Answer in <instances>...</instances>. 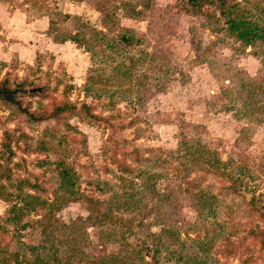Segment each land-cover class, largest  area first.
<instances>
[{
    "label": "rangeland",
    "instance_id": "1",
    "mask_svg": "<svg viewBox=\"0 0 264 264\" xmlns=\"http://www.w3.org/2000/svg\"><path fill=\"white\" fill-rule=\"evenodd\" d=\"M227 5L264 29V0H0V89L25 80L0 92V264H264V43ZM14 10L46 20L33 56Z\"/></svg>",
    "mask_w": 264,
    "mask_h": 264
},
{
    "label": "trees",
    "instance_id": "2",
    "mask_svg": "<svg viewBox=\"0 0 264 264\" xmlns=\"http://www.w3.org/2000/svg\"><path fill=\"white\" fill-rule=\"evenodd\" d=\"M224 15H225L226 29L233 32L236 38L240 40L242 43L246 45H250L251 43H254L256 40H260L261 42L264 43V29L256 21L250 18H246L245 16H242L240 14L239 7L235 6L233 8L227 5L224 10ZM65 38L72 40L73 42H75L77 45L80 46H82L83 43H86L88 45L87 41L84 42L80 38V34L78 32H75L68 36L65 35L62 37V39ZM120 38L122 41H125L126 43L132 41V39L125 34H122ZM62 39H58V40L62 41ZM217 160H219V158H217ZM58 173L60 176L59 177L60 185H63L64 187L67 188L68 185H70L71 180L73 178L72 174L69 172V169H67L66 166H60ZM102 183L104 185L100 186V188H98L99 190H102L105 185H108V182L103 181ZM152 191H156V189L153 188ZM19 200L22 202V204L18 203V208L22 209V207L26 208L28 206L29 202L26 198H20ZM98 201L100 202V199H96V202ZM121 202L122 203L128 202V199L125 198L123 200H120L119 198H114V196H112L108 200L101 202L106 206V209L98 212L95 216L96 220L97 221L99 220L100 226H103L105 223H107L108 220H110L111 222H115L114 225L118 223L119 219L117 218L116 214L112 213L111 210L113 207L114 208L120 207ZM41 245L43 246V244ZM126 254L109 253L107 256H103L99 261H97V264H130L129 261L127 260L129 255L128 253ZM36 255L37 256L35 257V263L45 258V254L43 253ZM66 259L71 260V257H69L68 255ZM187 261H188L187 264H210V262H208L207 259L197 256L196 252L192 255L188 254Z\"/></svg>",
    "mask_w": 264,
    "mask_h": 264
},
{
    "label": "crops",
    "instance_id": "3",
    "mask_svg": "<svg viewBox=\"0 0 264 264\" xmlns=\"http://www.w3.org/2000/svg\"><path fill=\"white\" fill-rule=\"evenodd\" d=\"M21 15H22L24 24L20 25L21 27L19 29H22L23 26L25 27V29L22 32V36L21 35L17 36L18 39L16 38V41L14 40L13 42H11V45L15 46L16 50L19 49V52L21 53L22 56L26 55V54H28L27 56H29V55L33 56L34 52H35V47H38V45L40 46L41 41H44V39H41L39 37L40 36L39 34H40V32L44 31V29L40 27V24H42L44 26L47 25L46 20L43 17L41 18V17L33 16V17H31V19L29 21H27L26 20L27 18H25L26 14H24V12H22L20 10H14V11H12V15H8V16L5 15L4 18H5L6 23H9V20L12 21V17H13V19L16 20V19H19L21 17ZM48 24H49V21H48ZM39 27L41 29L40 31L38 29ZM16 31L19 32L20 30H16ZM42 34H44V32ZM20 38L31 39L33 41L29 42L28 45L25 44V45L21 46V43L23 41ZM52 44H55V43H52Z\"/></svg>",
    "mask_w": 264,
    "mask_h": 264
},
{
    "label": "water",
    "instance_id": "4",
    "mask_svg": "<svg viewBox=\"0 0 264 264\" xmlns=\"http://www.w3.org/2000/svg\"><path fill=\"white\" fill-rule=\"evenodd\" d=\"M4 81H6V80H4ZM25 82V80H23L22 82H13L14 83V86H15V88L14 89H7V90H5V91H8L9 93H14V92H16V89H17V87H19L21 84H23ZM32 90H38V89H40V87H35V88H31ZM6 151H7V158H6V160H7V162L9 161V159H10V156L13 154V152H12V148L11 147H7L6 148Z\"/></svg>",
    "mask_w": 264,
    "mask_h": 264
},
{
    "label": "flooded vegetation",
    "instance_id": "5",
    "mask_svg": "<svg viewBox=\"0 0 264 264\" xmlns=\"http://www.w3.org/2000/svg\"><path fill=\"white\" fill-rule=\"evenodd\" d=\"M8 88H6L4 85H3V88L2 89H0V92H1V94H3L4 96H7V98H11L12 97V95L15 93H9L8 91H5V90H7ZM11 90V89H10Z\"/></svg>",
    "mask_w": 264,
    "mask_h": 264
}]
</instances>
